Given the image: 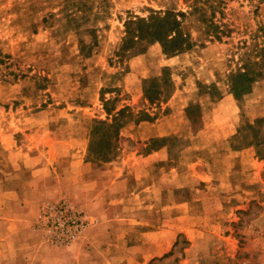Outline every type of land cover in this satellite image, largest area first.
Here are the masks:
<instances>
[{
  "label": "rangeland",
  "instance_id": "1",
  "mask_svg": "<svg viewBox=\"0 0 264 264\" xmlns=\"http://www.w3.org/2000/svg\"><path fill=\"white\" fill-rule=\"evenodd\" d=\"M0 264H264V0H0Z\"/></svg>",
  "mask_w": 264,
  "mask_h": 264
},
{
  "label": "built area",
  "instance_id": "2",
  "mask_svg": "<svg viewBox=\"0 0 264 264\" xmlns=\"http://www.w3.org/2000/svg\"><path fill=\"white\" fill-rule=\"evenodd\" d=\"M62 222L68 226L71 225V222H74L72 221L70 218H66V217H62Z\"/></svg>",
  "mask_w": 264,
  "mask_h": 264
},
{
  "label": "crops",
  "instance_id": "3",
  "mask_svg": "<svg viewBox=\"0 0 264 264\" xmlns=\"http://www.w3.org/2000/svg\"><path fill=\"white\" fill-rule=\"evenodd\" d=\"M157 124H155L154 126H156Z\"/></svg>",
  "mask_w": 264,
  "mask_h": 264
}]
</instances>
